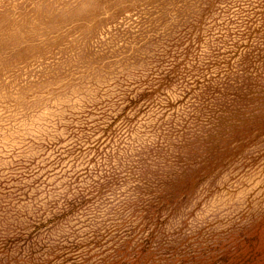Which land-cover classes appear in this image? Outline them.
I'll use <instances>...</instances> for the list:
<instances>
[{
    "label": "rangeland",
    "instance_id": "374dc122",
    "mask_svg": "<svg viewBox=\"0 0 264 264\" xmlns=\"http://www.w3.org/2000/svg\"><path fill=\"white\" fill-rule=\"evenodd\" d=\"M0 264H264V0H0Z\"/></svg>",
    "mask_w": 264,
    "mask_h": 264
},
{
    "label": "trees",
    "instance_id": "16d2710c",
    "mask_svg": "<svg viewBox=\"0 0 264 264\" xmlns=\"http://www.w3.org/2000/svg\"><path fill=\"white\" fill-rule=\"evenodd\" d=\"M165 78H168V77H165ZM165 79H163V81H164Z\"/></svg>",
    "mask_w": 264,
    "mask_h": 264
}]
</instances>
